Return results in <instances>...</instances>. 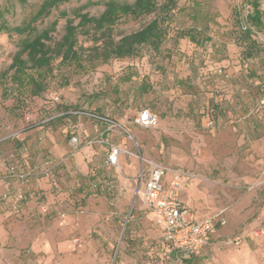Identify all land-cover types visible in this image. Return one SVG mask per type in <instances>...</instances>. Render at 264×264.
Segmentation results:
<instances>
[{
  "label": "rangeland",
  "instance_id": "obj_1",
  "mask_svg": "<svg viewBox=\"0 0 264 264\" xmlns=\"http://www.w3.org/2000/svg\"><path fill=\"white\" fill-rule=\"evenodd\" d=\"M43 1L0 0V23L4 22L9 27L22 25L36 13ZM106 1L74 0L61 5L36 23L37 33L56 20L57 26L50 42L53 46L64 33L65 20L74 19L75 11L97 17ZM163 1L159 0V3ZM250 1L180 0L172 13L169 37L158 53L142 48L130 59L95 65L84 61V69L54 60L52 74L45 79V89L36 97L23 93L9 82L11 71L8 67L26 36L0 34L2 170L15 163L16 154L21 149L17 139L19 133L50 116L84 107L87 114L94 111L100 117L120 124V127L115 126L120 134L117 146L131 153L121 154V157L136 160L139 168L140 156L173 172L188 175L187 189H197L198 199L203 205L200 214L222 213L226 217V225L197 256L182 259L163 244L162 226L145 209L137 186L132 182L136 187L130 188L128 198H123L126 190L122 196L110 198L105 213L108 218H104L103 228L94 233L95 244L84 264H264V236L246 237L250 231L264 227V160L259 156V149L251 147L254 141L259 140V130H264V107L252 103L244 108V113L250 116V124L257 128L244 139L241 133L244 130L246 134L247 125L241 130L236 123L225 124L222 118L223 104L229 105L230 100L223 88L224 77L230 70L239 73L242 62L264 63V31L261 30H254L251 37L255 42L256 55L251 59L245 57L249 43L242 39L240 22L250 11ZM258 1L264 12V0ZM194 3L199 5V9L193 7ZM60 12L67 16L61 17ZM153 17L139 20L123 18L115 26L114 34L119 37L135 32ZM77 22L74 20V24ZM185 32L192 33L197 43L182 37ZM79 44L85 48L91 46L85 37H79ZM209 78L212 81L207 87L203 83ZM140 86L148 92L141 93ZM2 88L7 90L6 98L1 95ZM53 98H58V103L52 101ZM238 103H233L236 108L233 113L240 112ZM26 106H29L32 123H27L21 115L20 110ZM145 110L157 115L163 125L143 130L145 147L141 148L124 131L139 128L136 119ZM210 110L215 117L214 130L206 125ZM62 125L61 121L55 120L54 127ZM163 129L173 132L176 138L163 137ZM171 148L177 150V156L172 157ZM200 157L204 160L202 165L197 162ZM173 159L192 166L176 167L171 163ZM188 192L190 189L185 193ZM121 199L126 203L119 208Z\"/></svg>",
  "mask_w": 264,
  "mask_h": 264
},
{
  "label": "crops",
  "instance_id": "obj_2",
  "mask_svg": "<svg viewBox=\"0 0 264 264\" xmlns=\"http://www.w3.org/2000/svg\"><path fill=\"white\" fill-rule=\"evenodd\" d=\"M239 70L237 74L230 70L223 79V88L230 100L229 105L223 104L222 118L225 124L236 123L241 130L242 126L247 125L246 134L244 130L241 133L244 139L245 135L257 131L250 124V116L244 113V108L252 103L255 106L260 102L264 105V63L252 60L242 62ZM211 81L209 78L203 85L207 84L208 87ZM253 91L257 93L256 97H253ZM234 102H240V112L237 114L232 112L236 111ZM73 114L74 117L65 119L61 127L42 126L20 135L22 148L16 154L15 163H18L19 172L28 174L26 180L20 182L0 168L3 171L0 174V264H84L95 244L94 233L103 228L104 218H108L105 213L110 198L122 196L124 190L123 198H128L132 186H137L141 198L143 185L138 180L136 160H125L120 156L118 168L105 166L108 146H117L120 134L115 126L120 127V124L102 117L99 120L88 118L83 112ZM209 118L213 119L214 126L206 125L214 130L216 122L212 110L207 115L206 123ZM162 125L157 118L156 128ZM143 130L149 129L139 127L125 129L124 132L144 148ZM161 133L163 137L176 138L169 130L163 129ZM72 135L77 136L80 143L74 157L61 167L45 170L43 165L47 159H60L69 153L68 142ZM257 138L259 140L254 141L251 147L259 149L263 161L264 130H259ZM171 151L172 157L177 156V150L171 148ZM197 162L202 165L204 160L200 157ZM171 163L181 168L192 166L174 159ZM170 178V174L166 175L164 183ZM188 181L184 180L181 190L182 206L193 214L195 221L214 216L216 213L200 214L203 205L198 199L197 189H187ZM189 189L190 193H185ZM18 195L23 196V202L18 204L20 215L15 216L11 213V207ZM125 203L126 200L121 199L118 207ZM222 217L225 224L216 227L208 242L226 225V217ZM73 238H78L79 243L73 244ZM163 244L167 245L164 240Z\"/></svg>",
  "mask_w": 264,
  "mask_h": 264
},
{
  "label": "trees",
  "instance_id": "obj_3",
  "mask_svg": "<svg viewBox=\"0 0 264 264\" xmlns=\"http://www.w3.org/2000/svg\"><path fill=\"white\" fill-rule=\"evenodd\" d=\"M72 1L74 0H44L29 21L22 25L9 27L4 22L0 23V34L13 33L26 36L21 40L19 49L8 67V71H11L9 82L23 93L35 97L41 95L45 89L46 77L52 74L51 64L57 59H59L60 64H74L78 68L84 69V61L95 65L107 64L111 60L130 59L136 56L142 48H148L154 53H158L169 37L172 13L180 0H164L163 3H159V0H133L132 3L108 0L104 2V9L97 17L75 11L74 19L67 18L65 20L64 33L61 39L51 46V34L55 32L57 21H53L39 33L36 30V23L47 18L59 6ZM248 5L250 11L246 14L247 28L241 29L243 30L242 39L249 43L247 50H245V57L251 59L256 55L255 42L251 39L252 33L254 30L264 31V12L260 9L258 0H251ZM193 7L199 9V5L196 3L193 4ZM151 15L154 16L153 19L139 30L119 37L115 36L114 28L121 19L139 20ZM60 16L64 18L67 14L60 12ZM74 20H78L77 24H74ZM181 35L190 42L197 43L192 33L185 32ZM79 37H85L91 46L85 48L80 45ZM86 52L88 55H85ZM4 75V73L1 74L3 77ZM139 90L141 93L148 92L143 86H140ZM252 93L253 97H256L257 93L254 91ZM1 95L3 98L7 97L5 88H2ZM55 103H58V100ZM258 106L264 107L261 102ZM28 111L29 106L20 110L23 119L28 115L29 121L27 123H32L33 119ZM78 112L87 114L86 109L80 107L79 110L73 112L50 116L37 125L31 124L32 126L28 127L27 130L18 134V146L22 148L21 143L23 141L19 139V136L25 132L37 127L54 126L55 120L61 121L64 125L65 119L74 117L73 113ZM90 115L96 116L97 114L92 111ZM155 116L157 117V115ZM97 117L100 118L99 115Z\"/></svg>",
  "mask_w": 264,
  "mask_h": 264
},
{
  "label": "built area",
  "instance_id": "obj_4",
  "mask_svg": "<svg viewBox=\"0 0 264 264\" xmlns=\"http://www.w3.org/2000/svg\"><path fill=\"white\" fill-rule=\"evenodd\" d=\"M240 25L243 30L247 28L246 15L241 20ZM53 99L54 102L58 100V98ZM77 114H80V112ZM85 115L95 120L101 119L94 115ZM24 120L28 122L29 116L26 115ZM136 123L140 128L152 129L157 126V117L145 110L138 114ZM207 124L209 127H213V119L209 118ZM68 144L70 148L69 153L60 159H47L43 165L45 170L61 167L67 160L74 157L80 145L78 137L72 135ZM121 154L131 155L130 152L123 151L118 146L109 145L105 158V166L109 169L117 168ZM138 158L141 162L138 180L143 185L141 199L145 209L162 226V238L167 245L182 259H190L206 246L210 234L215 231L216 227L225 224L222 213L195 221L193 214L187 211L180 202L183 182L189 176L181 172H173L165 166L148 161L140 156ZM6 172L9 176L20 182H23L28 177L26 172L18 171V163L10 164ZM168 174L171 175V178L164 183V178ZM22 202L23 196L18 195L11 207L13 215H20L18 204ZM262 236H264V228L252 230L246 235L249 239L260 238ZM72 243L78 244V238H73Z\"/></svg>",
  "mask_w": 264,
  "mask_h": 264
}]
</instances>
